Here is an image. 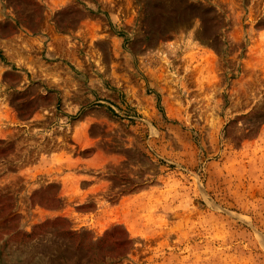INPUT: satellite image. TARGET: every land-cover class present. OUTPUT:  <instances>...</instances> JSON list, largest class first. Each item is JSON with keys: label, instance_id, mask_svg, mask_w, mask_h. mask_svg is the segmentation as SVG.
I'll list each match as a JSON object with an SVG mask.
<instances>
[{"label": "rangeland", "instance_id": "374dc122", "mask_svg": "<svg viewBox=\"0 0 264 264\" xmlns=\"http://www.w3.org/2000/svg\"><path fill=\"white\" fill-rule=\"evenodd\" d=\"M0 264H264V0H0Z\"/></svg>", "mask_w": 264, "mask_h": 264}]
</instances>
